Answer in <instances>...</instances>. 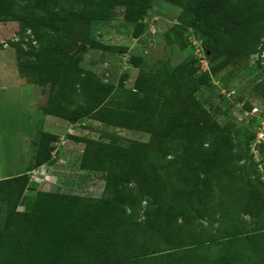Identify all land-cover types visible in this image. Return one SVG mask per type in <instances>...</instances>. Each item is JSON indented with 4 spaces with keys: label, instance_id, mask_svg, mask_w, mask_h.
I'll use <instances>...</instances> for the list:
<instances>
[{
    "label": "trees",
    "instance_id": "obj_1",
    "mask_svg": "<svg viewBox=\"0 0 264 264\" xmlns=\"http://www.w3.org/2000/svg\"><path fill=\"white\" fill-rule=\"evenodd\" d=\"M153 1L0 0V22H16L21 35L9 42L18 75L48 85L45 115L73 124L95 114L148 134L125 144L116 135L73 137L83 142L78 168L105 173L99 197L36 191L17 210L28 177L1 178L0 264H264V136L256 161L255 131L215 120L227 103L214 101L211 84L228 65L262 68L264 0H159L179 8L161 30L166 43L183 50L188 33L205 70L191 54L161 60L124 89L80 67L83 48L126 50L94 39L95 24L120 6L137 37ZM139 60L130 55L134 66ZM252 89L264 101V69ZM55 140L39 133L33 167L50 160Z\"/></svg>",
    "mask_w": 264,
    "mask_h": 264
},
{
    "label": "rangeland",
    "instance_id": "obj_2",
    "mask_svg": "<svg viewBox=\"0 0 264 264\" xmlns=\"http://www.w3.org/2000/svg\"><path fill=\"white\" fill-rule=\"evenodd\" d=\"M178 11L179 8L171 3L153 1L146 19L148 29L134 37L131 27L122 21L123 8L115 7L111 19L95 24L91 35L104 45L125 47V52L83 48L80 67L92 71L102 81L131 89L140 71L155 69L161 60L175 64L188 54L201 55L198 41L186 32L188 41L183 50L168 45L163 38L161 30L174 22ZM20 36L16 22H0V179L22 173L27 175L23 205L17 206V210H22L36 191L99 197L105 173L78 168L83 142L73 137L107 141L104 135H116L118 142L125 144L127 139L146 141L148 134L111 125L97 119L95 114L73 124L45 115L43 106L48 85L26 82L15 68L14 51L9 42L19 40ZM130 55L140 58L137 66L131 63ZM261 69H264V61ZM261 69L250 61L244 69L228 65L211 77L214 101L223 99L227 103V107L220 108L223 113L216 115L215 120L220 125L231 121L239 126L247 125L255 131V139L260 141L264 136V101L253 91L252 85L261 77ZM206 94L205 90H200L197 96L203 99ZM244 103H249L254 109L241 112ZM104 114L119 119L116 115ZM248 118L253 119V123L249 124ZM41 131L53 133L56 140L52 142L50 160L33 167L36 142ZM3 214L4 204L0 203V225Z\"/></svg>",
    "mask_w": 264,
    "mask_h": 264
},
{
    "label": "built area",
    "instance_id": "obj_3",
    "mask_svg": "<svg viewBox=\"0 0 264 264\" xmlns=\"http://www.w3.org/2000/svg\"><path fill=\"white\" fill-rule=\"evenodd\" d=\"M200 51H201V50H200ZM263 54H264V51H262L261 55L263 56ZM255 56H256V54H252V55H250L251 58H253V57H255ZM196 58H197L198 63L200 64V69H201V70L206 69V68H207V65H206V61H205V58H204L202 52H201V55H198V56L196 55ZM251 109L253 110L254 108H251ZM251 109H250V111H251ZM250 111H249V112H250ZM259 142H260V140L254 139V142H253V143L251 144V146H250V152L252 153V156H253V158H254L256 161L260 159L259 156H258L257 150H256V148H255V145H256L257 143H259ZM262 179L264 180V176H262Z\"/></svg>",
    "mask_w": 264,
    "mask_h": 264
},
{
    "label": "bare ground",
    "instance_id": "obj_4",
    "mask_svg": "<svg viewBox=\"0 0 264 264\" xmlns=\"http://www.w3.org/2000/svg\"><path fill=\"white\" fill-rule=\"evenodd\" d=\"M29 183H30V181H29ZM29 183H28V184H29Z\"/></svg>",
    "mask_w": 264,
    "mask_h": 264
}]
</instances>
